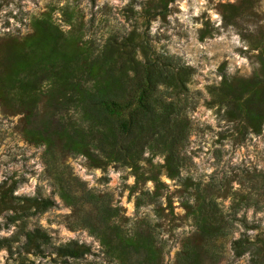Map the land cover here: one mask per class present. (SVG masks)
<instances>
[{
  "label": "rangeland",
  "instance_id": "374dc122",
  "mask_svg": "<svg viewBox=\"0 0 264 264\" xmlns=\"http://www.w3.org/2000/svg\"><path fill=\"white\" fill-rule=\"evenodd\" d=\"M157 2L0 0V264H119L98 236L113 224L149 232L159 248L157 264H179L189 248L197 250L199 264H251L247 251L233 253L231 241L241 233L248 240L264 236V123L254 132L242 119L228 118L217 93L220 65L229 76L262 74L264 0H165L162 13ZM65 5L75 12L78 43L94 45L109 34L134 31L192 68L179 101L187 121L175 147L181 179L164 173L163 154L155 149L144 150L135 172L117 161L93 163L71 153L56 136L46 144L33 133L50 118L45 91L31 106L3 96L4 73L20 55L22 37L32 33L33 19L49 12L67 30ZM32 197L53 204L38 210ZM186 199L215 201L217 231L198 230L183 206ZM34 227L52 245L76 240L90 251L73 258L51 246L27 250L24 232Z\"/></svg>",
  "mask_w": 264,
  "mask_h": 264
},
{
  "label": "trees",
  "instance_id": "16d2710c",
  "mask_svg": "<svg viewBox=\"0 0 264 264\" xmlns=\"http://www.w3.org/2000/svg\"><path fill=\"white\" fill-rule=\"evenodd\" d=\"M157 4L162 13L165 0ZM74 14L67 5L61 7L67 30L55 23L49 12L33 19L32 33L22 37L21 53L4 73L3 96L24 98L31 106L35 94L45 91L50 118L33 133L46 144L56 136L71 153L83 154L93 163L101 159L117 161L135 172L144 150L155 149L163 154L160 167L164 173L181 179V157L175 147L185 136L187 121L179 101L192 68L177 56L154 50L134 31L120 36L109 34L94 45L86 40L78 43L72 30ZM262 68L261 75L245 78L229 76L219 66L217 96L224 114L242 119L254 132L261 131L264 123V62ZM30 199L38 210L53 204L48 197ZM183 206L200 232L217 231L214 200L186 199ZM98 236L105 254L119 264H157L159 248L149 232H128L113 224L105 225ZM49 246L57 254L73 258L90 251L89 245L76 240L52 245L38 227L24 232L25 249L40 252ZM231 248L235 255L247 251L251 264H264V236L248 240L241 233L232 239ZM180 259L179 264H199L195 248L184 250Z\"/></svg>",
  "mask_w": 264,
  "mask_h": 264
}]
</instances>
